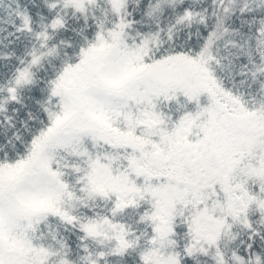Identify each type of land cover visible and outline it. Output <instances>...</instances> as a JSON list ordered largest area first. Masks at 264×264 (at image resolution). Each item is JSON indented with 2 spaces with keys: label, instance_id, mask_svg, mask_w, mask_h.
<instances>
[{
  "label": "snow or ice",
  "instance_id": "snow-or-ice-1",
  "mask_svg": "<svg viewBox=\"0 0 264 264\" xmlns=\"http://www.w3.org/2000/svg\"><path fill=\"white\" fill-rule=\"evenodd\" d=\"M0 264H264V0H0Z\"/></svg>",
  "mask_w": 264,
  "mask_h": 264
}]
</instances>
